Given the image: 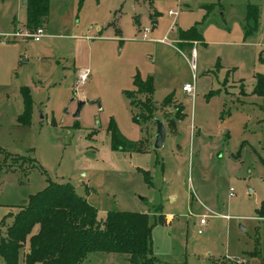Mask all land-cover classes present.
<instances>
[{
  "label": "rangeland",
  "instance_id": "1",
  "mask_svg": "<svg viewBox=\"0 0 264 264\" xmlns=\"http://www.w3.org/2000/svg\"><path fill=\"white\" fill-rule=\"evenodd\" d=\"M25 21L22 0H0V239L50 179L73 184L97 218L145 211L154 264H264L255 209L264 195V95L252 91L264 75V0H49L38 40L11 35ZM191 26L200 34L192 64L177 42ZM134 76H150L153 118L131 116L145 94L133 91L131 108L124 91ZM24 86L32 99L25 122ZM154 118L165 128L158 148ZM112 129L123 146L111 147ZM28 238L19 264H37L23 260ZM80 264L128 260L93 250Z\"/></svg>",
  "mask_w": 264,
  "mask_h": 264
},
{
  "label": "trees",
  "instance_id": "2",
  "mask_svg": "<svg viewBox=\"0 0 264 264\" xmlns=\"http://www.w3.org/2000/svg\"><path fill=\"white\" fill-rule=\"evenodd\" d=\"M48 5L49 0H25V27L32 30L42 25L48 13ZM256 15V7L248 4L246 18H252L255 22ZM253 28L254 26H250V29ZM199 38L200 34L194 26L178 32L179 43L184 45L188 55L191 43ZM132 84V89L124 91L131 108V93H145L143 101L139 102L141 111H131L132 118L138 120L141 115L153 118L150 76H134ZM22 91L24 108L20 120L25 122L31 112L32 99L28 86H24ZM252 91L264 95L262 73L256 74ZM213 92L211 90L208 94ZM168 96L170 94H166L162 101H166ZM175 110L176 116L181 118L183 112L179 103L175 105ZM111 133V147L124 144L123 140L117 137L114 139V129ZM255 209L258 215H264V195ZM35 225L37 229L33 231ZM151 226L145 211L108 209L103 217L97 218L94 205L78 193L73 184L49 179L43 188L29 194L27 203L15 214L6 235L0 239V255L3 264H19L20 250L29 236V245L23 251V260L26 263L80 264L87 252L103 250L126 253L128 264H154L153 261L157 258L151 247ZM230 264L235 263L232 260Z\"/></svg>",
  "mask_w": 264,
  "mask_h": 264
},
{
  "label": "built area",
  "instance_id": "3",
  "mask_svg": "<svg viewBox=\"0 0 264 264\" xmlns=\"http://www.w3.org/2000/svg\"><path fill=\"white\" fill-rule=\"evenodd\" d=\"M167 14L168 15H171L174 19V17L176 16L177 12L176 10H173V9H168L167 10ZM24 23H21L19 27H17V29H15V31L11 34L12 36H27V37H32L34 38L35 40H38L43 34H44V28L42 25H39L37 26L36 28L30 30L26 27H24L25 25H23ZM149 26H143L141 28V36H145V34L148 32L149 30ZM158 41H164L162 38L158 39ZM193 55H194V49L193 47L191 46L190 48V51H189V55H188V61L190 62V64H192V58H193ZM85 71H83L81 73V78H83L85 76ZM181 90H183L184 92L186 93H189L191 94L192 91H193V85L189 82H183L181 84ZM228 194H232V188L229 187L228 189ZM206 209V206L204 207ZM206 210H209L208 208ZM210 211V210H209ZM257 218H264L263 216H257ZM206 222V213L200 215L198 217V224H199V228H197V232H201L202 230V226L205 224Z\"/></svg>",
  "mask_w": 264,
  "mask_h": 264
},
{
  "label": "water",
  "instance_id": "4",
  "mask_svg": "<svg viewBox=\"0 0 264 264\" xmlns=\"http://www.w3.org/2000/svg\"><path fill=\"white\" fill-rule=\"evenodd\" d=\"M22 1L25 2V0H22ZM155 22H156L155 20H152L151 27H153L155 25ZM83 102H84L83 99H79L77 101L76 109L73 112L74 116H77L79 114V110H80V107L83 104ZM153 122H154L155 128H154V134H153V139H152V142H151V146L153 148H158V147L161 146V144H162V142L164 140L165 130H164V125H163L161 119L154 118Z\"/></svg>",
  "mask_w": 264,
  "mask_h": 264
},
{
  "label": "crops",
  "instance_id": "5",
  "mask_svg": "<svg viewBox=\"0 0 264 264\" xmlns=\"http://www.w3.org/2000/svg\"><path fill=\"white\" fill-rule=\"evenodd\" d=\"M22 3L25 5V2L22 1ZM22 23H23V22H22ZM155 24H156V22H155ZM177 42H180V39L177 38ZM77 70L79 71L80 68L78 67ZM83 71L86 72L87 69H86L85 67H83V69H81V70L79 71V74L82 73ZM182 91H183V90H182ZM151 97H152V93H151ZM152 100H153V102L157 103L156 100H154L153 98H152ZM83 103H84V102H83ZM162 123H163V122H162ZM154 128H155V126H154ZM164 130H165V128H164ZM153 134H154V133H153ZM164 138H165V137H164ZM152 139H153V137H152ZM103 216H104V215H103ZM103 216H101V217H103ZM99 218H100V217H99ZM25 250H26V249H25Z\"/></svg>",
  "mask_w": 264,
  "mask_h": 264
}]
</instances>
